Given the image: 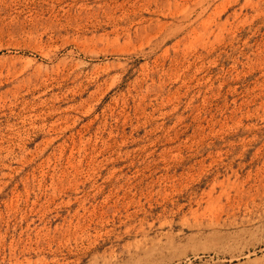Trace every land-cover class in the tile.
Listing matches in <instances>:
<instances>
[{
    "label": "rangeland",
    "instance_id": "1",
    "mask_svg": "<svg viewBox=\"0 0 264 264\" xmlns=\"http://www.w3.org/2000/svg\"><path fill=\"white\" fill-rule=\"evenodd\" d=\"M0 264H264V0H0Z\"/></svg>",
    "mask_w": 264,
    "mask_h": 264
}]
</instances>
